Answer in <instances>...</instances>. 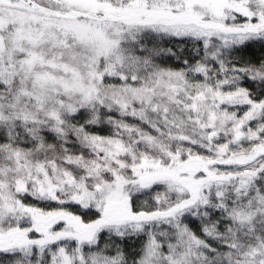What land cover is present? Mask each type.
<instances>
[{
    "label": "snow or ice",
    "instance_id": "snow-or-ice-1",
    "mask_svg": "<svg viewBox=\"0 0 264 264\" xmlns=\"http://www.w3.org/2000/svg\"><path fill=\"white\" fill-rule=\"evenodd\" d=\"M0 264H264V0H0Z\"/></svg>",
    "mask_w": 264,
    "mask_h": 264
}]
</instances>
